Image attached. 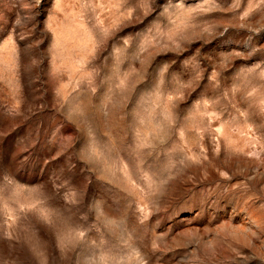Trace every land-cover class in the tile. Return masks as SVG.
<instances>
[{
	"label": "rangeland",
	"instance_id": "374dc122",
	"mask_svg": "<svg viewBox=\"0 0 264 264\" xmlns=\"http://www.w3.org/2000/svg\"><path fill=\"white\" fill-rule=\"evenodd\" d=\"M0 264H264V0H0Z\"/></svg>",
	"mask_w": 264,
	"mask_h": 264
}]
</instances>
